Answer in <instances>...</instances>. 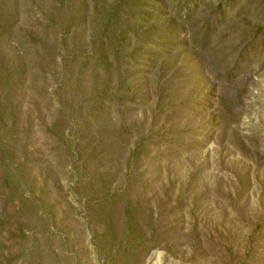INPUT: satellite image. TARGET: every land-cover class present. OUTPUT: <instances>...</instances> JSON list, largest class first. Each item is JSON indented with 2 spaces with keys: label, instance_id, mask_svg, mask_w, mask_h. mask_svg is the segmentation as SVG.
<instances>
[{
  "label": "rangeland",
  "instance_id": "1",
  "mask_svg": "<svg viewBox=\"0 0 264 264\" xmlns=\"http://www.w3.org/2000/svg\"><path fill=\"white\" fill-rule=\"evenodd\" d=\"M181 2L0 0V264H108L101 189L135 262L264 264V0Z\"/></svg>",
  "mask_w": 264,
  "mask_h": 264
},
{
  "label": "trees",
  "instance_id": "2",
  "mask_svg": "<svg viewBox=\"0 0 264 264\" xmlns=\"http://www.w3.org/2000/svg\"><path fill=\"white\" fill-rule=\"evenodd\" d=\"M196 4H197L196 0H182V2L179 5V10H178V15L180 16V18H182L185 22L189 21L195 10ZM209 31L210 30H207L205 33L201 34L202 36L201 37V41H202L201 47L202 48H205L206 42L210 37ZM126 37L127 36H125V33H122L119 36V38L117 36L118 39L115 40V44H112V46L116 48L117 46L119 47L122 46L127 39ZM194 41H196V38L194 39ZM107 53L108 52L104 48V46L99 47L98 50L96 51L95 57L93 58V63H91V66L95 67L96 69L103 67V65H105V62H107L106 60ZM88 64L90 65V62H88ZM101 184L104 186L103 182ZM101 190L94 191L93 195H96V196L99 195V196L97 197L92 196L93 198L92 197L87 198V206H88L89 211L91 210L92 212H94L96 216L101 214L102 217H104L105 219L106 224H105L104 233L102 234L103 239L99 240L100 243L105 242L106 244L104 245L107 246V247H104L102 244V252H103L105 261L108 264H140L141 262H135V261H137V256L141 255V251L143 252V250H140L141 249L140 247H142L143 245L140 246L141 245L140 243L135 244L136 242L134 243V240L132 239L133 238L132 235L128 237L125 236L126 234H133L136 232V230L135 232L133 231L134 229L133 224L137 223L136 220L134 219V213H130V210L127 212L129 219H128V223H126V226H125V231H126L125 235L121 238V240L117 244H115L114 242L115 237H112L111 235L112 224L110 223V220H109L110 215L103 206V203L105 201L111 200L113 197L110 196L109 194H105L103 197H101V192H100ZM118 199H120V197ZM115 201L116 200L112 201V205L113 203H115ZM107 235L111 236V238L106 237Z\"/></svg>",
  "mask_w": 264,
  "mask_h": 264
}]
</instances>
